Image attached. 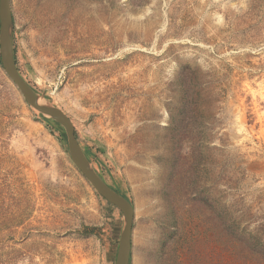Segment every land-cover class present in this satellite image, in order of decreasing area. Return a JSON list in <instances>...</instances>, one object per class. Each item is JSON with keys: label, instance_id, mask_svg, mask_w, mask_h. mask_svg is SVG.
Listing matches in <instances>:
<instances>
[{"label": "rangeland", "instance_id": "374dc122", "mask_svg": "<svg viewBox=\"0 0 264 264\" xmlns=\"http://www.w3.org/2000/svg\"><path fill=\"white\" fill-rule=\"evenodd\" d=\"M11 10L18 72L133 207L129 264H264V0ZM195 68L209 97L194 108ZM107 203L0 65V264H114Z\"/></svg>", "mask_w": 264, "mask_h": 264}, {"label": "water", "instance_id": "95a60500", "mask_svg": "<svg viewBox=\"0 0 264 264\" xmlns=\"http://www.w3.org/2000/svg\"><path fill=\"white\" fill-rule=\"evenodd\" d=\"M0 62L3 70L15 84L26 103L62 125L73 164L97 193L121 212L123 225L118 239L114 264H129L133 207L124 196L113 190L93 169L78 143L74 126L69 117L61 109L51 105L46 100L45 102H39V97L44 98L35 92L18 72L13 53L11 0H0Z\"/></svg>", "mask_w": 264, "mask_h": 264}, {"label": "trees", "instance_id": "16d2710c", "mask_svg": "<svg viewBox=\"0 0 264 264\" xmlns=\"http://www.w3.org/2000/svg\"><path fill=\"white\" fill-rule=\"evenodd\" d=\"M14 56H15V50H14ZM199 75L201 78H204L206 74H199V70L196 68L190 72L189 85L187 88L188 93L186 96V100L189 101V103H191L192 105H194V108L197 104V100L201 96L206 98L209 97V91L207 90L209 81L202 80L199 77ZM107 204L111 206L109 203Z\"/></svg>", "mask_w": 264, "mask_h": 264}, {"label": "bare ground", "instance_id": "6f19581e", "mask_svg": "<svg viewBox=\"0 0 264 264\" xmlns=\"http://www.w3.org/2000/svg\"><path fill=\"white\" fill-rule=\"evenodd\" d=\"M38 101H39V102H43L44 100H43V99H41V98H39V99H38Z\"/></svg>", "mask_w": 264, "mask_h": 264}]
</instances>
